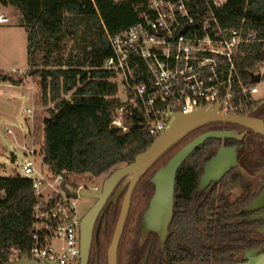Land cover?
<instances>
[{
    "label": "trees",
    "instance_id": "16d2710c",
    "mask_svg": "<svg viewBox=\"0 0 264 264\" xmlns=\"http://www.w3.org/2000/svg\"><path fill=\"white\" fill-rule=\"evenodd\" d=\"M147 1L0 0L3 6L19 13L27 33L25 76L36 80L38 105L45 108L44 116L33 125L40 163L53 175L65 172L63 181L71 190H87L94 180L105 179L132 163L158 137L149 134L148 125L135 110L125 111L127 132L112 125L115 110L123 106L124 100L113 75L99 69L111 55L107 35L137 23ZM213 14L221 27L242 26L264 40V0H228ZM257 61H264V43L257 45L254 55L244 57L242 67L253 69ZM23 81V77L16 79L0 71V84L19 87ZM244 115L264 122V103ZM223 131L235 135L207 140L177 171L172 216L162 250L156 249L154 232L148 233L153 236L150 248L149 240L140 243L143 217L154 195L153 176L198 136ZM222 147L234 149L236 163L245 172L264 164V137L245 128L209 124L185 137L138 182L118 246L117 264H233L251 247L241 234L242 224L232 217L233 210L226 203L209 207L203 201L195 207L204 165ZM237 178L233 170L229 171L216 182V189L202 194L207 199H224ZM123 197L110 208L99 233L97 253L92 243L88 264H107ZM34 202L31 181L17 175L0 177V264L20 259L28 252Z\"/></svg>",
    "mask_w": 264,
    "mask_h": 264
},
{
    "label": "built area",
    "instance_id": "2783aa9c",
    "mask_svg": "<svg viewBox=\"0 0 264 264\" xmlns=\"http://www.w3.org/2000/svg\"><path fill=\"white\" fill-rule=\"evenodd\" d=\"M227 2L148 0L137 23L107 35L111 55L99 69L113 75L124 100L115 110L113 126L127 132L125 111L135 110L148 125L149 134L158 136L174 114L217 109L222 115L246 116L264 103L258 87L264 79V61L255 62L253 69L242 67L244 57L254 55L264 40L242 26L230 29L219 25L213 10ZM8 22L0 14V25ZM91 51L88 49L86 70ZM257 76L259 82L254 83ZM36 110L33 105L26 111L31 130L27 133L30 147H22L25 162L16 169L0 170V177L17 175L31 181L35 199L31 244L22 258L38 264H79L78 198L67 196L61 184L71 193L83 188L71 190L63 181L65 172L53 175L40 163V146L33 133Z\"/></svg>",
    "mask_w": 264,
    "mask_h": 264
},
{
    "label": "water",
    "instance_id": "95a60500",
    "mask_svg": "<svg viewBox=\"0 0 264 264\" xmlns=\"http://www.w3.org/2000/svg\"><path fill=\"white\" fill-rule=\"evenodd\" d=\"M252 81L254 83H258L259 77H254ZM216 123L239 126L253 132L254 134L264 137V122L249 116L222 115L217 109H197L186 115L174 114L168 127L158 135V137L144 152L138 154L132 163L118 168L104 180L100 193L90 192L87 190H81L78 193H71L64 186V183L61 184L63 190L70 198L76 199L78 197H84L96 200L94 207L83 216L79 223V264L88 263L95 219L111 194L118 187L109 203L114 202L116 204L122 194H124V197L121 203L120 213L112 236L111 244L107 251V264H117L118 246L129 214L131 198L140 179L162 155H164L178 142L195 132L197 129ZM234 135V132L223 131L208 132L198 136L189 144H187L182 150H180L165 167L161 168L153 176L151 182L154 185V195L150 202L149 208L143 217L142 235H146L149 232L159 234L157 227L162 224L165 218L164 216L167 214L170 216L167 225L169 224L172 216L176 173L184 161L190 156V154L209 139L230 138ZM14 159L15 156L10 154L11 163L14 162ZM234 163V149H219L216 155L205 165L204 174L200 181L201 188L205 187L213 180H219L228 172L230 166H232ZM168 200H170V207L169 213H166ZM263 203L264 191L256 200L252 202L246 211H253ZM107 209L108 206L105 207L104 213L107 211ZM146 227L148 228V231H146ZM258 251L259 250L246 252L243 255L244 261L236 264H264V253L257 254ZM7 264L38 263L29 260L26 257L10 261Z\"/></svg>",
    "mask_w": 264,
    "mask_h": 264
},
{
    "label": "rangeland",
    "instance_id": "374dc122",
    "mask_svg": "<svg viewBox=\"0 0 264 264\" xmlns=\"http://www.w3.org/2000/svg\"><path fill=\"white\" fill-rule=\"evenodd\" d=\"M0 14L5 15L9 22L0 25V71L13 76V78L23 77L24 81L21 86L16 87L9 84H0V166L7 170L16 169L20 164L25 162L22 147H30V137L28 131L31 121L28 119L27 110L36 106L34 122L37 118L44 116V107L38 105L36 80L25 76L27 73V33L22 25L19 13L12 7L3 6L0 3ZM264 73V71H263ZM261 95H264V79L258 85ZM122 98V95L119 93ZM9 130L11 133H7ZM10 154L16 158L10 162ZM37 165L39 159L37 158ZM104 178L94 180L88 190L93 187L99 188ZM86 190V189H83ZM90 200L84 197H78L77 210L86 212ZM170 200L167 203L169 213ZM164 220L157 227L159 234H163L167 227L169 215L164 216ZM149 227V226H147ZM146 227V231L148 228Z\"/></svg>",
    "mask_w": 264,
    "mask_h": 264
},
{
    "label": "flooded vegetation",
    "instance_id": "af4514ba",
    "mask_svg": "<svg viewBox=\"0 0 264 264\" xmlns=\"http://www.w3.org/2000/svg\"><path fill=\"white\" fill-rule=\"evenodd\" d=\"M222 148L231 149L228 147H222ZM222 148H220V149H222ZM211 159H209L207 162H209ZM207 162H206V164H207ZM205 165L203 168V174H204ZM236 165H237V163H236V153H235V163L232 166H230L228 172L233 170L234 174L236 176H238V178H237L236 184L232 185L230 187V189L227 193L228 196H225L224 199H223V197L221 199H219V198L207 199L205 196H203L202 193L204 191H211L212 192L214 189H216L217 188L216 182H218L224 175L219 180H217V181L213 180L208 185L201 188L200 181H201V178L203 176V174H202L200 181H199L198 189L196 191L197 196L195 198L196 199V205H195L196 208L199 207L203 201H205L207 203L206 205H209V207H212L213 205H216V207H217V206H219L218 205L219 202L221 204H223V202L226 203V207L232 208V210H233L231 213L232 217H236V220L242 224L243 228H242L241 234H242V236H244V238L246 239V242L251 247L249 249H247L241 255L239 260L234 262L233 264L243 262L244 261L243 255L246 252L253 251V250H259L257 252V254L264 253V203L262 205L258 206L257 208H255L253 211H246L249 208V206L252 204V202L254 200H256L264 191V164L261 166V168L252 169L251 172H245L244 170H242L241 167H239L238 165L236 166ZM234 167H235V169H236V167H239V168H237L235 170V169H233ZM104 180L102 181L99 188L93 187L92 190H88V191L100 193ZM117 188L115 189V191L111 194L109 199L104 204V207L99 212L98 216L95 219L94 225H93L91 246H92V243H94L96 253H97L99 233L103 230V228L106 225L107 217H108L110 208L115 207V205H116L114 202H111V203H109V202L113 198ZM88 199L90 200V205L88 206L87 211L82 213V210H79L80 221L83 218V216L89 210H91L94 207V205L96 204L95 199H90V198H88ZM106 206H108V209L104 213V209ZM166 232H167V228L163 234L156 233L157 236L156 235L155 236L157 239V242H156V249L157 250H162L164 241H166L165 240ZM79 235H80V231H79ZM147 240H149V248H150L152 243H153L152 234L141 235V242L140 243H143ZM90 251H91V249H90ZM96 259H97V257H96Z\"/></svg>",
    "mask_w": 264,
    "mask_h": 264
}]
</instances>
